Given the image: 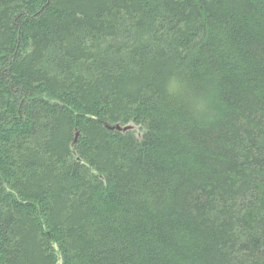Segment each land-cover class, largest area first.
Listing matches in <instances>:
<instances>
[{"label":"trees","instance_id":"obj_1","mask_svg":"<svg viewBox=\"0 0 264 264\" xmlns=\"http://www.w3.org/2000/svg\"><path fill=\"white\" fill-rule=\"evenodd\" d=\"M0 264H264V0H0Z\"/></svg>","mask_w":264,"mask_h":264},{"label":"water","instance_id":"obj_2","mask_svg":"<svg viewBox=\"0 0 264 264\" xmlns=\"http://www.w3.org/2000/svg\"><path fill=\"white\" fill-rule=\"evenodd\" d=\"M105 125L108 127V128H117V129H119V130H125V129H128V128H130L131 126H129V125H126V126H124V127H122V126H120L119 124H116L115 126H110L108 123H105Z\"/></svg>","mask_w":264,"mask_h":264}]
</instances>
